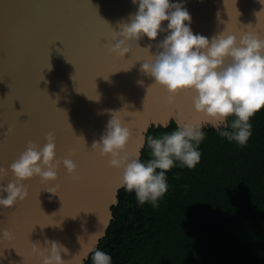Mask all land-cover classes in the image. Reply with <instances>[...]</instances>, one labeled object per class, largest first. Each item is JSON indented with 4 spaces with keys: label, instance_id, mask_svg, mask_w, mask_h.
<instances>
[{
    "label": "water",
    "instance_id": "95a60500",
    "mask_svg": "<svg viewBox=\"0 0 264 264\" xmlns=\"http://www.w3.org/2000/svg\"><path fill=\"white\" fill-rule=\"evenodd\" d=\"M169 2L182 4L193 34L209 41L223 31L238 40L244 33L264 39V0ZM138 7L139 0H0V167L8 169L30 141L43 148L52 133L56 159H72L80 177L73 180L61 163L57 180L23 181L28 197L12 208L0 206V264H41L33 246L49 247L46 241L68 250L63 260L83 264L98 246L123 187V170L92 149L107 131L111 112L121 111L131 131L126 151L139 158L153 124L174 119L179 126L207 125L208 118L194 109V91L180 92L169 103L167 90L141 71L168 32L154 41L142 37L139 47L127 41L131 51L123 58L109 52L113 31L130 22ZM149 44L148 52L143 48ZM13 179L9 171L0 183Z\"/></svg>",
    "mask_w": 264,
    "mask_h": 264
},
{
    "label": "clouds",
    "instance_id": "9594fccd",
    "mask_svg": "<svg viewBox=\"0 0 264 264\" xmlns=\"http://www.w3.org/2000/svg\"><path fill=\"white\" fill-rule=\"evenodd\" d=\"M129 21L119 24V32L113 31L115 43L109 45V52L123 58L131 51L126 46L127 41H135L139 47L142 37L154 41L160 32H168L157 45L161 50L151 55V63L141 65V71L154 78L152 85L167 90L169 103H173L180 92L194 91V109L218 129L229 127L228 117H235L230 124L232 131H221L220 135L245 145L252 134L249 121L264 107V39L254 33H244L238 40L237 36L225 31L213 36L211 41L203 35H194L187 9L169 0H139L138 11L130 15ZM164 21L168 22L166 28L162 26ZM151 47L149 44L143 49L149 52ZM47 67L51 70L50 63ZM76 91L79 92L77 88ZM93 100H99V96ZM120 112H111L107 131L99 141L93 142L92 149L102 157H110V167L123 170L121 185L128 192L134 191L140 204L151 201L155 206L158 198L168 190L165 173L174 166V161L189 169L199 163L201 153L193 141L198 145L204 139L202 124H181L170 134L149 137L152 158L144 163L138 153L132 157L126 151L131 131L123 124ZM45 138L47 143L43 148L30 141L8 169L0 167V181L9 171L14 177L6 186L0 183V193L7 194L6 198L0 196V206L12 208L17 201L22 202L28 197V188L23 181L33 177H40L42 183L57 180L61 163L73 180L80 179L74 175L77 165L72 159H56L54 135L48 133ZM68 155L74 154L69 152ZM46 244L49 247L33 246L34 254L42 258L41 264H70L61 258V253L68 252L63 245L56 241H46ZM92 259L93 264H111V257L100 250L94 252Z\"/></svg>",
    "mask_w": 264,
    "mask_h": 264
},
{
    "label": "trees",
    "instance_id": "16d2710c",
    "mask_svg": "<svg viewBox=\"0 0 264 264\" xmlns=\"http://www.w3.org/2000/svg\"><path fill=\"white\" fill-rule=\"evenodd\" d=\"M233 119L227 128L201 129L204 139L193 141L199 163L189 169L174 161L155 206L121 187L106 233L83 264H93L96 250L111 264H264V107L250 119L243 146L220 135L232 131ZM178 128L174 119L167 127L153 124L140 161L152 158L149 137Z\"/></svg>",
    "mask_w": 264,
    "mask_h": 264
}]
</instances>
